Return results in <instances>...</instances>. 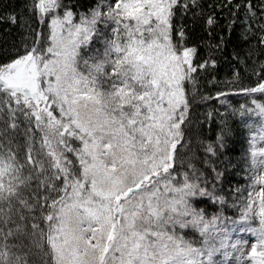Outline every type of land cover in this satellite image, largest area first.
<instances>
[{
	"label": "snow or ice",
	"instance_id": "1",
	"mask_svg": "<svg viewBox=\"0 0 264 264\" xmlns=\"http://www.w3.org/2000/svg\"><path fill=\"white\" fill-rule=\"evenodd\" d=\"M219 6L232 15L243 10L244 34L254 37L250 57L264 49V0ZM73 8L66 0H30L39 27L0 61V202L21 203L34 214L33 228L48 225L52 264H217L222 251L225 260L239 253L243 264L247 241L229 244L227 224L237 223L255 237L248 261L264 264V146H256L264 142V102L254 97L264 96V62L257 85L242 89L251 106L240 110L259 118L258 136L250 137L259 172L246 195L237 193L239 220L223 211L209 216L194 201L226 204L217 185L227 124L204 147V168L194 155L185 167L187 85L209 62L194 63L196 48L175 23L193 9L203 16L200 0H111L84 14ZM4 22L24 26L12 14L0 16ZM204 23L214 28L215 14ZM12 231L11 208L0 203V264L20 260Z\"/></svg>",
	"mask_w": 264,
	"mask_h": 264
},
{
	"label": "trees",
	"instance_id": "2",
	"mask_svg": "<svg viewBox=\"0 0 264 264\" xmlns=\"http://www.w3.org/2000/svg\"><path fill=\"white\" fill-rule=\"evenodd\" d=\"M106 1L66 0L69 5H74L73 11L77 14L89 12ZM222 2L223 0H200L203 16H193V12L201 11L193 9L182 18L178 14L175 20L177 25L183 24L185 28L187 46L196 48L194 63L209 62L206 70L201 69L198 74H194L197 81L195 86L187 85L192 124L188 137L190 143L184 152V160L186 167L188 159L194 155L193 162L198 168H204L200 163L201 160L208 158L205 157L204 147L214 143L223 124H227L225 148L219 165L220 171L224 172V182L217 185L218 189H223L220 194L225 195L226 204L221 206L209 197L198 198L194 203L209 216L223 211L228 219L239 220L237 193L246 195L254 173L251 165L250 135L258 129L259 124L258 117L241 115V108L251 106L253 98L242 89L257 85L260 63L264 62V49L253 50L251 57L249 56V44L254 41V37L251 34L246 37L244 34L247 27L244 24V12L240 10L232 15L228 8L219 6ZM234 2L239 3L240 0ZM29 3L30 0H0V16L15 15L24 25L22 27L21 24L13 26L8 22L0 23V61H7L15 55L16 50L22 48V37L28 36L32 29L39 27L37 20L29 12ZM209 13H214L217 18V24L212 29L207 28L204 23V17ZM25 43H29L30 46V41ZM218 44L219 49L216 48ZM95 47H100L99 43H96ZM212 60L215 61L214 65L211 63ZM221 92L225 95L220 96ZM236 92L242 94L232 95ZM254 97L264 102V96L261 94L256 93ZM22 141L21 134L20 142ZM211 159L215 160L214 157ZM0 203L3 204L5 212L11 208L13 231L9 243L14 245L11 250L13 256L20 257L19 261L13 258L12 264H52L55 254L45 239L48 225L33 228L34 214L25 210L21 203L15 200L10 205ZM188 235L192 237V233Z\"/></svg>",
	"mask_w": 264,
	"mask_h": 264
},
{
	"label": "rangeland",
	"instance_id": "3",
	"mask_svg": "<svg viewBox=\"0 0 264 264\" xmlns=\"http://www.w3.org/2000/svg\"><path fill=\"white\" fill-rule=\"evenodd\" d=\"M111 2V0L106 1L105 3L101 4L100 7L102 10H105V5L107 3ZM253 136H258V132L257 133H253ZM252 143V141H251ZM256 146L260 147V146H264V142H261L259 140L256 141ZM250 153H251V149H250ZM251 165L252 167L255 169V175L259 172V169L257 167H255L252 163V157H251ZM254 175V176H255ZM248 190V189H247ZM250 190V189H249ZM198 199V198H196ZM244 224L241 223H237L235 226L230 225L227 226L228 229V234H229V244H231L232 242L236 241V240H240V241H247V244L245 245L243 251L245 253L244 256V261L243 264H250V261H248L247 257L250 254V246L251 244L255 243V237L250 233V232H242L240 231L241 227H244ZM230 250V249H228ZM239 255V253H233L232 255H230L227 260H225L224 256H223V251L221 253H217L214 256V260L217 262V264H238L237 261V256Z\"/></svg>",
	"mask_w": 264,
	"mask_h": 264
}]
</instances>
